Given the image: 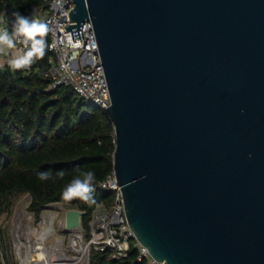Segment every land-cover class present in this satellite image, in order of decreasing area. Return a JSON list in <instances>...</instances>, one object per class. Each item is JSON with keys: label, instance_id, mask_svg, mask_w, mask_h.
I'll return each instance as SVG.
<instances>
[{"label": "water", "instance_id": "1", "mask_svg": "<svg viewBox=\"0 0 264 264\" xmlns=\"http://www.w3.org/2000/svg\"><path fill=\"white\" fill-rule=\"evenodd\" d=\"M72 2L64 31L91 21L135 238L162 264H264V0Z\"/></svg>", "mask_w": 264, "mask_h": 264}, {"label": "trees", "instance_id": "2", "mask_svg": "<svg viewBox=\"0 0 264 264\" xmlns=\"http://www.w3.org/2000/svg\"><path fill=\"white\" fill-rule=\"evenodd\" d=\"M46 4L45 0H0V15L6 18L20 11L28 16L33 8L43 13ZM49 56L46 47L29 72L13 73L8 63H0V201L10 193L26 192L31 197L28 209L37 219L43 206L64 201L61 194L73 178L93 171L94 202L67 201L82 212L81 227L88 240L96 204L108 206L112 198L113 191L99 183L113 172V123L70 86L50 88L51 82L44 77ZM41 171L50 172L51 178L41 181ZM108 253L90 248L88 264H147L137 260L132 242L124 257L110 259Z\"/></svg>", "mask_w": 264, "mask_h": 264}, {"label": "built area", "instance_id": "3", "mask_svg": "<svg viewBox=\"0 0 264 264\" xmlns=\"http://www.w3.org/2000/svg\"><path fill=\"white\" fill-rule=\"evenodd\" d=\"M45 1L47 13H40L33 8L27 16L30 19L47 23L50 29L47 44L50 56L47 59L48 67L44 72V77L51 82L50 88L68 85L86 103L94 104L104 110L110 106L111 99L91 21L85 20L80 23L83 38L72 39L70 30L64 31V27L75 23L68 17L69 11L74 8V2L72 0ZM0 16V30L10 27L14 16L6 18ZM14 50L18 55L22 54L23 46L17 44ZM24 70L29 72L30 68ZM99 186L113 193L108 206L102 202L95 206L92 220L89 223L88 249L108 251L110 259H118L126 255L132 242L138 251L137 260L144 259L147 264H162L161 261L155 260L148 249L135 238L125 214L122 192L117 185L114 173L108 175L104 181L99 183Z\"/></svg>", "mask_w": 264, "mask_h": 264}, {"label": "rangeland", "instance_id": "4", "mask_svg": "<svg viewBox=\"0 0 264 264\" xmlns=\"http://www.w3.org/2000/svg\"><path fill=\"white\" fill-rule=\"evenodd\" d=\"M48 10V9H47ZM47 10L44 11L47 13ZM31 197L26 192H14L6 195L0 201V262L1 264H37L39 259L35 256H28L25 248L22 245L24 238L21 237V230L26 229L25 226L29 222L32 227H36L40 221V213L36 219L33 212L28 209ZM23 207L27 219L24 223L19 221L17 214L23 212ZM46 209L51 212L49 221L56 233L57 237L61 238V246L69 255H80L81 251H76L70 248L71 231L65 227V212L68 209H77V207L67 201H58L46 204L40 212ZM29 213V214H28ZM18 221V222H17ZM21 224H20V223ZM29 223V224H30ZM24 228V229H23ZM83 244L87 246V240L84 239L82 227L79 228ZM20 233V234H19ZM17 235V236H16ZM21 235V236H18ZM26 236V235H25ZM77 242V247L81 248ZM21 245V246H20ZM20 247L22 249H20ZM88 247L84 252L83 259L77 264H88ZM23 253V254H22ZM24 256V257H23ZM41 264V263H38Z\"/></svg>", "mask_w": 264, "mask_h": 264}, {"label": "clouds", "instance_id": "5", "mask_svg": "<svg viewBox=\"0 0 264 264\" xmlns=\"http://www.w3.org/2000/svg\"><path fill=\"white\" fill-rule=\"evenodd\" d=\"M13 16L10 27L0 30V55L15 48L17 44L23 46L22 54L8 60L10 70L15 73L30 68L36 60L43 58L47 47L46 37L50 29L47 23L30 19L19 12L13 13ZM58 175L62 178L64 172L61 171ZM38 178L47 181L51 178V174L48 171H41L38 173ZM94 181L93 171L81 173L67 184L61 198L64 201L79 199L85 203H93Z\"/></svg>", "mask_w": 264, "mask_h": 264}, {"label": "bare ground", "instance_id": "6", "mask_svg": "<svg viewBox=\"0 0 264 264\" xmlns=\"http://www.w3.org/2000/svg\"><path fill=\"white\" fill-rule=\"evenodd\" d=\"M24 208L25 207H23L22 209L23 212L17 214L19 221H21L22 223H24V220L27 219V215L25 213L26 211L24 210ZM50 216H51V212L46 209H43L40 212V221L38 222V225L35 228L32 227L31 223L29 222L30 224L28 223L25 226L26 229L23 228L24 230H21L22 236L21 235L18 236L26 237L24 238V241H22V245L25 248V252L27 253L28 256L37 257L39 259L38 263L41 264L79 263L83 259L84 252L86 251V247H87L82 242L79 228L70 229L71 231L70 248L76 251H81L82 254L68 255L61 246V238L56 236V233L51 225V222L49 221ZM77 242L80 243L79 245L83 244L81 248L77 247ZM20 249L22 248L20 247Z\"/></svg>", "mask_w": 264, "mask_h": 264}, {"label": "crops", "instance_id": "7", "mask_svg": "<svg viewBox=\"0 0 264 264\" xmlns=\"http://www.w3.org/2000/svg\"><path fill=\"white\" fill-rule=\"evenodd\" d=\"M0 20H1V16H0ZM18 55L17 52L14 50V48L9 49L6 51L5 54L0 55V63L4 64V63H8V60L11 59L12 57Z\"/></svg>", "mask_w": 264, "mask_h": 264}]
</instances>
